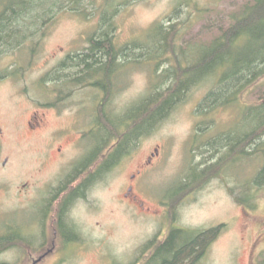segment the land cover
<instances>
[{
  "label": "rangeland",
  "instance_id": "1",
  "mask_svg": "<svg viewBox=\"0 0 264 264\" xmlns=\"http://www.w3.org/2000/svg\"><path fill=\"white\" fill-rule=\"evenodd\" d=\"M124 2L81 0L59 11L43 32L25 36L0 51V237L12 228L26 236L39 235L23 186L31 177L56 184L63 176L56 157L40 170L50 135L60 128L87 126L97 118L88 115L95 109L92 104L86 108L85 119L79 115L86 97L102 95L91 81L74 89L64 105L67 109L60 116L52 113L41 133L29 131L31 114L38 110L40 96L48 93L44 86L56 94L54 79L62 75V63L70 66L71 56L86 52L91 39L108 32L117 52L115 69L124 68L117 74L121 86L115 88L109 108L112 116H122L157 92L156 88L165 89L173 83L163 74L177 64L176 53L181 66L193 62L204 51L203 46L220 36L253 0ZM159 25L174 27L175 54L171 49L162 54L153 49ZM14 70L19 74H8ZM222 70L218 69L217 78ZM113 76L110 90L119 84ZM212 86L206 82L191 89L153 132L142 137L137 157L115 168L105 181L96 184L88 201L76 205L72 216L86 242H57L55 251L41 264H148L157 252L155 237L167 223L160 215L168 209L169 223L175 219L179 227L197 236L206 234L201 264H264V240H258L264 236V138L263 145L244 155L235 142L232 145L236 133L252 127L251 120L245 119L244 105L262 104L264 77L242 95L241 103L204 116L199 106ZM152 154L156 155L135 191L144 208L136 209V203L124 199L126 186L130 175L143 168ZM219 162L217 176L206 173L200 182L193 173ZM45 232L47 248H52L50 223ZM25 244L17 240L13 247H3L0 264H32Z\"/></svg>",
  "mask_w": 264,
  "mask_h": 264
},
{
  "label": "trees",
  "instance_id": "2",
  "mask_svg": "<svg viewBox=\"0 0 264 264\" xmlns=\"http://www.w3.org/2000/svg\"><path fill=\"white\" fill-rule=\"evenodd\" d=\"M80 1L0 0V51L12 45L14 41L20 43L25 36L33 37L36 33L43 32L55 20L59 11L73 7ZM127 2L128 0H125L124 3ZM173 29V26L167 29H164L162 25L156 26V35L159 38L152 46L154 50L160 49L162 54L163 51L171 49L172 53H176L175 45L172 44ZM89 43L94 49L85 55L87 60H82L81 64L88 71V67L92 66L91 63L99 61L104 74L110 77L117 71L115 69L116 53L113 51L115 46L110 34L102 33L91 39ZM203 47L204 51L185 67L181 66L177 53L175 54L177 64L171 65L163 74L167 77V81L172 79L173 83L170 86L165 89L160 87L159 90L156 88L157 92L141 100L135 105L134 110L132 108L130 113L128 112L129 114L111 116V140L113 144H117L113 156L120 155L125 148L124 139L133 133V130H138L142 136L153 132L170 111L184 101L191 89L198 87L199 84L213 83L212 89L199 106V112L204 116L220 107L241 103L242 95L264 77V0H253L246 5L232 18L231 25L221 31L220 36ZM186 52L180 53L182 55L185 53L182 57L186 56ZM72 59L70 57L68 62ZM104 59L106 61H103ZM220 67L224 70L217 78ZM8 74L19 73L14 70ZM87 75L84 78H96L93 74ZM244 107L246 108L245 119L251 120L252 127L243 131L242 134L236 133L234 146L240 150V155L247 154L248 149L254 150L259 145H263L261 140L264 138V101L262 100L260 106L244 105ZM220 167V162L214 163L198 173L196 171L193 173L198 174L202 180L197 181L202 182L206 173L211 175L215 172L217 176ZM189 184L190 182L186 186ZM238 202L249 205L251 200L249 202V200L239 199ZM195 234L196 232L192 233L188 237L190 239L183 242L178 240L177 235L172 236L148 264H194L197 256L204 249L203 244L206 241L205 233L198 236ZM8 241L10 237L0 238V249L3 244L7 245Z\"/></svg>",
  "mask_w": 264,
  "mask_h": 264
},
{
  "label": "flooded vegetation",
  "instance_id": "3",
  "mask_svg": "<svg viewBox=\"0 0 264 264\" xmlns=\"http://www.w3.org/2000/svg\"><path fill=\"white\" fill-rule=\"evenodd\" d=\"M93 49L90 47L86 52L71 56L74 60L72 59L73 63L70 66L66 62L60 65L59 72L62 75H60V78L54 79L58 87L55 90L56 94L53 91L47 90L44 86L45 91L48 93L40 96L41 101H39L38 110L31 114L28 123L29 131L33 134H39L48 125L49 117L52 113L60 116L62 115L61 112L67 109L64 105H66L76 87L90 84L93 81L91 83L92 87L102 90H100L102 95H99V97H86L81 103V108L83 109L79 112L81 118L85 119L91 114L96 115L97 118L94 122L90 124L86 121L87 126L83 127H79L77 124V126L73 125L70 128H60L50 135V145L45 155L46 158L43 162H40V170L45 169L53 157H56L63 175L60 180L56 184H49L44 183L41 179L31 177L30 181L26 182L23 186L28 191V205L32 207L36 216L39 235L35 236L32 234L26 236L20 230L12 228L8 235L0 237L3 239L10 237V241H8L7 245L3 244L1 249L8 245L13 247L17 240L21 242L25 241V245L29 249L28 254L32 264L44 262L55 251L57 242L63 244L86 242L84 241L85 238L80 237L77 223L72 216L76 205L80 202L88 201L93 188L98 182L105 181L115 168L128 160L135 159L138 155L139 145L143 136L138 130H133V133L124 139L125 148L120 152V155L113 156L117 144H113L111 140L110 117L112 113L109 103L114 95L115 88L121 86L117 74L124 68L121 70V68L117 67L118 69L114 73L113 80L117 79L119 84L110 90V77L104 74L99 61L91 63L92 66L88 67V71L81 64L82 60H87L85 55L89 54V51H93ZM113 51L117 55L115 47ZM103 61H106V59ZM94 70L98 71L95 72ZM87 74L89 76L93 74L96 78H84ZM99 98L102 100L99 101ZM88 104H92L95 109L90 114L85 115ZM83 124L84 122L81 123V125ZM80 130L83 132L80 133ZM223 138L222 140L224 141ZM234 140L232 141V145ZM155 155L152 154L145 166L141 169L137 168L136 172L129 177L124 199L136 203V209L144 208L143 202L140 201L135 191L139 186L140 178L146 173V169L152 163V157H155ZM169 214L168 209V213L165 212L163 215H160L167 218V223L161 225V227L164 226V230H161L162 233L160 232L155 237L157 252L172 236L177 235L178 240L183 242L188 241L190 239L188 237L194 233L193 231L190 232L188 229L179 227L175 219L172 223H169V220H171L168 217ZM49 223L54 232L52 248H47L49 240L45 232V228L47 230ZM258 240L261 242L264 240V236L260 235ZM204 251L200 252L194 264H201ZM156 253L154 256H156Z\"/></svg>",
  "mask_w": 264,
  "mask_h": 264
},
{
  "label": "bare ground",
  "instance_id": "4",
  "mask_svg": "<svg viewBox=\"0 0 264 264\" xmlns=\"http://www.w3.org/2000/svg\"><path fill=\"white\" fill-rule=\"evenodd\" d=\"M94 13V12H93ZM93 15V14H92ZM83 53V52H82Z\"/></svg>",
  "mask_w": 264,
  "mask_h": 264
},
{
  "label": "water",
  "instance_id": "5",
  "mask_svg": "<svg viewBox=\"0 0 264 264\" xmlns=\"http://www.w3.org/2000/svg\"><path fill=\"white\" fill-rule=\"evenodd\" d=\"M36 264V263H35Z\"/></svg>",
  "mask_w": 264,
  "mask_h": 264
}]
</instances>
